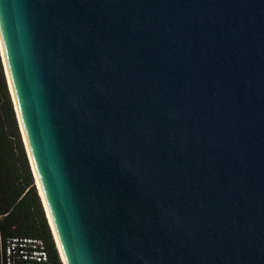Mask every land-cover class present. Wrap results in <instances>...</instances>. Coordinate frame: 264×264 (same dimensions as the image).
<instances>
[{
    "label": "water",
    "instance_id": "obj_1",
    "mask_svg": "<svg viewBox=\"0 0 264 264\" xmlns=\"http://www.w3.org/2000/svg\"><path fill=\"white\" fill-rule=\"evenodd\" d=\"M0 38L65 264H264V0H0Z\"/></svg>",
    "mask_w": 264,
    "mask_h": 264
},
{
    "label": "trees",
    "instance_id": "obj_2",
    "mask_svg": "<svg viewBox=\"0 0 264 264\" xmlns=\"http://www.w3.org/2000/svg\"><path fill=\"white\" fill-rule=\"evenodd\" d=\"M36 187L0 53V264L6 237H38L63 264Z\"/></svg>",
    "mask_w": 264,
    "mask_h": 264
},
{
    "label": "built area",
    "instance_id": "obj_3",
    "mask_svg": "<svg viewBox=\"0 0 264 264\" xmlns=\"http://www.w3.org/2000/svg\"><path fill=\"white\" fill-rule=\"evenodd\" d=\"M2 264H52L44 241L38 237H6L1 246Z\"/></svg>",
    "mask_w": 264,
    "mask_h": 264
},
{
    "label": "bare ground",
    "instance_id": "obj_4",
    "mask_svg": "<svg viewBox=\"0 0 264 264\" xmlns=\"http://www.w3.org/2000/svg\"><path fill=\"white\" fill-rule=\"evenodd\" d=\"M0 44L2 45V42H1V38H0ZM2 47V46H1ZM2 50H3V47H2ZM3 53V51H2ZM6 66V64H5ZM7 68V67H6ZM8 78H9V75H8ZM9 80V86H10V89H11V92H12V96L14 95V92H13V89H12V85H11V81L10 79ZM13 98L15 99V97L13 96ZM16 110H17V115H18V118L20 120V126H21V131L23 132V138L25 140V145L27 146V151H28V155H29V160H30V163H31V166H32V169H33V172L35 174V179H36V184L38 186V189H39V192L41 194V198H42V201H43V204L45 206V210H46V213H47V216H48V219H49V222H50V225H51V228H52V231H53V235H54V238H55V242H56V246L60 252V255H61V259H62V262L63 264H65V261H64V258H63V255H62V252H61V248H60V244H59V240H58V235H57V231H56V228H55V225L53 223V219L51 217V214L49 212V209H48V205H47V202H46V199L44 197V194H43V191H42V188H41V184L39 182V179H38V175H37V171H36V168H35V165H34V162H33V159H32V156H31V153H30V150H29V146H28V143H27V138H26V135H25V132H24V129H23V126L21 124V119H20V115H19V111H18V107L16 105Z\"/></svg>",
    "mask_w": 264,
    "mask_h": 264
}]
</instances>
